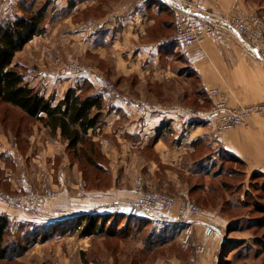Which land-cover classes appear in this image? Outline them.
Instances as JSON below:
<instances>
[{
	"label": "crops",
	"instance_id": "crops-1",
	"mask_svg": "<svg viewBox=\"0 0 264 264\" xmlns=\"http://www.w3.org/2000/svg\"><path fill=\"white\" fill-rule=\"evenodd\" d=\"M18 1L14 0L10 13ZM191 1L203 27L213 15H264V5L253 0ZM172 2L178 1H66L50 10L44 22L46 31L34 36L16 54L14 64L25 82L45 96H53L55 103L79 82L78 77L58 82L50 78L49 70L80 58L104 69L126 91L151 98L168 109L147 112L128 108L113 100L101 84L91 81L89 94L103 95L104 121L88 135L106 157V169L111 175L106 188L87 185L79 156L69 149L60 129L53 133L43 122L25 114L23 120L11 124L15 127H8L10 120L0 116V183L10 190L20 191L32 184L42 190L59 191L55 202L30 211L0 199V215H6L13 228L24 226L29 232L43 226L63 228L76 222L77 215L101 213L102 208L110 211L122 207L128 214L136 199L137 174L146 177L149 188H189L194 179L211 177L213 161L220 152L244 161L249 171L264 173V113L254 115L248 128L218 132L211 116L189 117L177 106L198 108L199 104L202 108L198 110L208 112L214 101L209 95L212 88H219L230 106L264 102V58L245 40L221 28L214 35L201 34L200 42L190 47L170 41L176 20ZM21 143L26 145L25 150ZM71 155L76 161L71 160ZM22 156L30 157V163L18 164L16 170L6 161H17ZM99 166L105 167L101 162ZM80 190L86 191L85 200H80ZM55 209L73 213L61 218L54 214ZM142 219L152 225L176 227L180 238L195 232L198 242L206 246L203 256L193 257L196 264H212L218 246L227 239L229 220L214 209L184 218L177 205L159 218ZM206 223L216 227L210 237L203 234ZM177 244H181L180 240Z\"/></svg>",
	"mask_w": 264,
	"mask_h": 264
},
{
	"label": "rangeland",
	"instance_id": "rangeland-1",
	"mask_svg": "<svg viewBox=\"0 0 264 264\" xmlns=\"http://www.w3.org/2000/svg\"><path fill=\"white\" fill-rule=\"evenodd\" d=\"M66 1L71 0H19L14 5L12 13L6 14L5 19L7 21L17 14L26 15L27 11L38 10L42 7L47 8V16H49L50 10H54ZM253 1L257 5H264V0ZM259 15L264 17L263 13ZM76 60L91 65L93 69L112 81L122 94L129 97H141L160 104L146 96L126 91L108 72L88 60L71 59L52 67L49 72ZM77 77L79 84L85 85L84 88L91 86L92 82L87 76ZM71 78L74 77L54 80L62 82ZM89 93L90 91L86 89L85 94ZM193 103L197 104L196 98ZM177 106L187 110L202 108L199 104L198 108L180 104ZM0 116L10 120L8 127H13L12 123L15 124L18 120L20 122L26 117L20 109L2 103H0ZM26 125L29 127V124L26 123ZM21 145L25 150L26 145L23 143ZM23 152L26 154L25 151ZM30 159V157L22 156L17 161L14 159L6 161L13 170H16L18 164L25 166L28 162L30 163ZM71 160L76 161V158L71 155ZM97 160L105 167L100 168V166L89 163L84 157L78 158L79 167L84 170L83 176L89 187L99 185L106 188L111 182L110 172L106 169L108 163L104 155L97 156ZM210 171L209 179L196 178L191 181L189 188L175 191L149 188L146 177L139 173L134 180V192L137 178L141 176L147 190L165 192L181 198L186 195L194 204L201 207L202 214L204 209H214L226 217L229 220L227 239L222 246H218L212 264H264V173L249 171L244 161L226 152H220L216 156ZM193 184H196V188L192 186ZM31 186L40 192L55 190H42L32 184ZM7 189L4 184L0 183L2 191L10 193L19 191ZM56 191L58 196L45 203L55 202L58 199L59 191L57 189ZM86 195L85 190H80V200H85ZM133 203H131V208H128L129 212H135ZM60 210H67L69 216L73 213L68 209H55L54 214L60 216L58 214ZM102 210L101 214L104 218L100 217L98 224L104 230L102 233L90 236L82 235L84 224L78 215L76 218L80 219L79 224L81 223L82 226H79L77 222H72L73 224L68 223L63 228L47 229L43 226L38 231L31 232L24 226L19 230L14 228L8 236V241L15 245V250H13L15 253H12L9 259L0 261V264H196L193 257L200 258L206 251L205 248L202 253L197 252V246L205 245V243L198 242L195 232H189L180 238L179 235L176 236V227L174 229L171 225H152L151 222L127 217L131 213L126 214L122 207H115L110 211H106L108 208H102ZM179 240L181 244H177Z\"/></svg>",
	"mask_w": 264,
	"mask_h": 264
},
{
	"label": "built area",
	"instance_id": "built-area-1",
	"mask_svg": "<svg viewBox=\"0 0 264 264\" xmlns=\"http://www.w3.org/2000/svg\"><path fill=\"white\" fill-rule=\"evenodd\" d=\"M175 32L169 40L182 46L190 47L201 40V34L214 35L221 28L233 33L235 36L246 41L260 57L264 58V17L252 14L248 17L232 15L230 17L213 15L205 27L195 15L194 3L191 0H177ZM14 0H0V29L6 22V14ZM87 76L91 81L99 82L104 91L111 97L124 103L128 108L135 107L147 112H159L168 108L162 104L154 103L141 97H129L105 78L99 71L93 69L89 64L81 61H73L50 72V77L59 79L63 77ZM209 95L214 98L212 108L208 112L200 110H183L189 117L211 116L218 132H224L236 127H250V120L254 115L264 113V102L249 105L230 106L219 88L209 90ZM136 201L133 203L135 213L143 218L156 219L164 212L178 205V213L184 218H190L202 214V209L194 204L186 195L184 198L165 192L147 190L145 182L140 176L135 184ZM185 194V192L183 193ZM183 194L181 196H183ZM83 195V194H82ZM58 196L56 190L40 192L33 186L28 185L23 190L15 193L0 190V199L26 211L40 208L46 201ZM67 210H60V216H66ZM216 227L212 223L204 224L203 234L210 237L214 234ZM205 245H198L197 252H203Z\"/></svg>",
	"mask_w": 264,
	"mask_h": 264
},
{
	"label": "trees",
	"instance_id": "trees-1",
	"mask_svg": "<svg viewBox=\"0 0 264 264\" xmlns=\"http://www.w3.org/2000/svg\"><path fill=\"white\" fill-rule=\"evenodd\" d=\"M47 8L29 10L26 15L10 17L0 29V101L19 108L29 118L39 120L55 133L60 129L68 141L69 149L75 155L84 157L89 163L99 166L97 156L103 155L96 142L90 138L89 131L100 127L104 121V99L101 93L85 94L92 86L84 84L70 87L63 99L55 103L53 96H45L34 86L25 82L23 73L14 64L16 54L36 35L46 31L44 22ZM91 84V83H90ZM97 155V156H96ZM101 168V167H100ZM135 213V212H133ZM137 214H130L137 220L149 222ZM101 213L79 215L84 224L82 235L90 236L102 233L98 219ZM80 219H77L79 226ZM87 219V221H86ZM12 221L6 215H0V261L9 259L15 245L8 241L13 230Z\"/></svg>",
	"mask_w": 264,
	"mask_h": 264
}]
</instances>
